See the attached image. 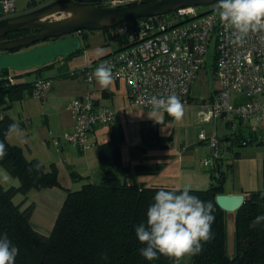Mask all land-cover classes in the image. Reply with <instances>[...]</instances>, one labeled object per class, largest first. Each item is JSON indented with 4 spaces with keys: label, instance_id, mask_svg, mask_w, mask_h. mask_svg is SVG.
Segmentation results:
<instances>
[{
    "label": "crops",
    "instance_id": "obj_1",
    "mask_svg": "<svg viewBox=\"0 0 264 264\" xmlns=\"http://www.w3.org/2000/svg\"><path fill=\"white\" fill-rule=\"evenodd\" d=\"M13 2L16 15H20L47 5L51 0ZM80 36L82 45L78 53L58 59L40 73L27 74L18 81L31 82L36 76L52 79V88L46 98L33 97L24 90L23 98L7 111L11 121L19 124L24 140L21 142L16 136L6 137L7 143L20 149L26 160L39 162L47 172L54 168L60 185L59 188L31 190L26 194L27 201L34 204L30 223L36 230L50 233L67 192L79 190L86 182L98 183L106 175L100 169L99 147L118 137L117 134L121 137V166L127 169V173L119 169L110 170L109 174H115L127 183L172 189L190 185L191 191L207 190L211 178L203 162L209 159L210 150L198 139L204 131L207 136L215 135L221 144L222 194L244 195L246 198L252 192L264 190V121L259 123L260 130L254 134L249 126L237 124L229 117L209 122H203L199 117L200 104L210 102L219 89L212 66H205L198 73L192 85L190 104L184 106L181 121L177 122L162 112L150 118L151 111L129 104L123 81L113 80L110 87L101 88L95 78L88 84L82 78L67 75L112 54L110 43L119 42L109 31L82 32ZM120 45L115 51L125 46L121 42ZM86 91L93 92L97 109L107 108L114 112V125L96 126L90 134L89 147L79 150L65 142L63 135L74 130L75 117L69 108L70 103ZM233 124H237L235 134ZM140 167L151 171L138 172ZM72 172L79 180L72 179ZM4 176L0 169L3 186L19 185L17 180L4 179ZM21 199L18 196V201Z\"/></svg>",
    "mask_w": 264,
    "mask_h": 264
},
{
    "label": "trees",
    "instance_id": "obj_2",
    "mask_svg": "<svg viewBox=\"0 0 264 264\" xmlns=\"http://www.w3.org/2000/svg\"><path fill=\"white\" fill-rule=\"evenodd\" d=\"M75 1L104 3L112 0ZM154 1L157 0H146ZM22 35L24 33L12 34L6 39ZM113 39L126 43L122 37ZM19 51L22 50L15 52ZM51 65L11 73L12 84L8 82L9 72L0 75V109L4 111L0 119V141L5 143L7 150V155L0 160V168L19 183L16 187H5L0 183V236L7 233L18 247L15 264H175L173 258L161 255L149 261L139 253L145 245L138 241L135 228L146 222V212L154 202L156 192L172 188L130 184L115 174H109L110 170L119 169L127 173L120 162L119 134L99 147L100 169L106 175L98 183L86 182L79 190L67 192L51 232L42 234L30 223L34 204L27 201L26 194L31 190L59 188L60 185L54 168L47 172L39 162L26 160L20 149L7 143L5 134L13 123L7 111L14 102L23 98L24 90L30 95L32 93L34 80L27 83L18 81ZM39 78L44 77L36 76L35 80ZM5 99H8L7 103ZM36 165H39L38 169ZM144 171L151 169H138V172ZM218 173L219 177L210 173L211 184L207 190L190 192L203 201H211L215 216L213 239L203 244L200 254L193 256V264H264V221L250 227L258 215H264V190L250 193L242 207L233 213L234 247L229 255L226 246L227 213L215 202V197L223 193L224 176L220 169ZM71 177L74 181L79 180L75 172L71 173ZM17 196L22 199L16 204L14 200Z\"/></svg>",
    "mask_w": 264,
    "mask_h": 264
},
{
    "label": "built area",
    "instance_id": "obj_3",
    "mask_svg": "<svg viewBox=\"0 0 264 264\" xmlns=\"http://www.w3.org/2000/svg\"><path fill=\"white\" fill-rule=\"evenodd\" d=\"M55 1L62 0H51ZM15 15L13 0L0 2V21ZM109 33L114 38H125V46L136 45L87 68L70 71L69 77L92 83L95 69L104 65L111 68L113 80L124 82L132 107L151 111L146 103L151 96L171 94L179 96L186 106L190 104L192 85L206 66L208 51L214 42L211 66L219 89L210 102L200 104L199 117L203 122L229 117L237 124L249 126L252 133L259 132V123L264 121V32L250 33L242 44H234L230 30L225 31L214 7L204 11L183 8L165 16L131 20L109 29ZM8 82L13 83L11 74ZM51 88L52 79H36L31 95L44 99ZM69 108L75 117L74 130L64 134L63 139L79 150L89 147L90 134L96 126L114 125V112L97 109L92 91L84 92ZM3 115L0 109V119ZM237 124L232 126L234 134ZM198 139L210 150L204 166L219 177L220 141L215 135L207 136L204 132Z\"/></svg>",
    "mask_w": 264,
    "mask_h": 264
},
{
    "label": "clouds",
    "instance_id": "obj_4",
    "mask_svg": "<svg viewBox=\"0 0 264 264\" xmlns=\"http://www.w3.org/2000/svg\"><path fill=\"white\" fill-rule=\"evenodd\" d=\"M215 11L225 31L230 30L234 44H242L250 33L264 32V0H217ZM93 76L101 88H108L113 83L110 67L100 65ZM146 103L151 106L150 118H155L161 111L177 122L184 116V105L175 94L167 97L153 95ZM5 135L9 138L16 136L24 142L22 130L16 122L8 126ZM6 155L5 143L0 141V160ZM4 179H7V175ZM190 192V185L156 192L154 202L147 209L146 222L135 228L138 241L145 245L139 249V253L146 260H156L162 255L173 258L175 264H179L185 256L200 254L203 244L213 239L214 206L211 201H203ZM262 221L264 215H258L250 227H256ZM18 254L19 249L8 234L0 236V264H15Z\"/></svg>",
    "mask_w": 264,
    "mask_h": 264
},
{
    "label": "water",
    "instance_id": "obj_5",
    "mask_svg": "<svg viewBox=\"0 0 264 264\" xmlns=\"http://www.w3.org/2000/svg\"><path fill=\"white\" fill-rule=\"evenodd\" d=\"M217 0H129L116 4L80 3L75 0L50 2L33 11L0 21V75L41 69L81 50L82 32L104 31L131 20L165 16L183 8L215 5ZM24 33L16 38L8 35ZM27 33V34H26ZM54 40L53 42H47ZM47 42V43H45ZM43 43V44H42ZM39 44V45H37ZM21 49L22 51L15 52ZM244 195L220 194L217 206L235 213Z\"/></svg>",
    "mask_w": 264,
    "mask_h": 264
},
{
    "label": "rangeland",
    "instance_id": "obj_6",
    "mask_svg": "<svg viewBox=\"0 0 264 264\" xmlns=\"http://www.w3.org/2000/svg\"><path fill=\"white\" fill-rule=\"evenodd\" d=\"M113 1L116 4L117 3L118 4H121V3H125V2H127L129 0H113ZM213 6L214 5H210V6H207V7H198L197 9H198V11H204V10L213 8ZM214 44L215 43L213 42V44L210 46L209 51H208V56H207V61H206V67L207 68L210 67L213 64V62H212V56H213V53H214ZM110 45H111L110 50H111L112 54H110V55H108V56H106V57H104L102 59H106L109 56L111 57V56H113V55H115V54H117L118 52H121V51H127V50L133 48L136 45V43L127 44L126 46L121 47V49L118 50V51H115V50L118 48V46H122V45H120V42H118V44H117L114 41H112L110 43ZM15 73H17V72H15ZM9 74H11V71H9ZM0 169H1V171H3V173L5 175H8L2 168H0ZM7 177H9L10 179H12L9 175ZM14 181H16V180H14ZM14 202L16 204L19 202L18 201V196L15 198ZM233 218L234 217H233V214L232 213H227V215H226V219H227L226 246H227V252H228L229 255L233 253V247H234V237H233V228H234V225H233ZM35 229H36V227H35ZM37 231H38V229H37ZM41 232H42V234H48V233H44L43 231H41ZM192 258H193V256H185V257H183V258L180 259L179 264H193Z\"/></svg>",
    "mask_w": 264,
    "mask_h": 264
},
{
    "label": "flooded vegetation",
    "instance_id": "obj_7",
    "mask_svg": "<svg viewBox=\"0 0 264 264\" xmlns=\"http://www.w3.org/2000/svg\"><path fill=\"white\" fill-rule=\"evenodd\" d=\"M26 34H27V33H26ZM47 42H53V40H49V41H47ZM47 42H46V43H47Z\"/></svg>",
    "mask_w": 264,
    "mask_h": 264
}]
</instances>
